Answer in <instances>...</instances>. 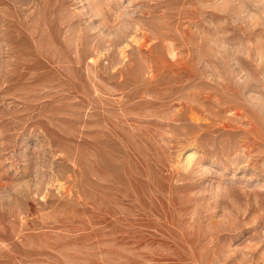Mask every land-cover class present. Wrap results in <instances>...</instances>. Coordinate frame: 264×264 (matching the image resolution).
Masks as SVG:
<instances>
[{"label":"rangeland","instance_id":"1","mask_svg":"<svg viewBox=\"0 0 264 264\" xmlns=\"http://www.w3.org/2000/svg\"><path fill=\"white\" fill-rule=\"evenodd\" d=\"M0 264H264V0H0Z\"/></svg>","mask_w":264,"mask_h":264}]
</instances>
